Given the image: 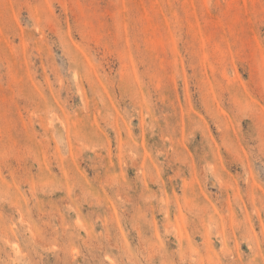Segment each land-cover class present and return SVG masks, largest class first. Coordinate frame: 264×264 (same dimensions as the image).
<instances>
[{
    "label": "rangeland",
    "instance_id": "obj_1",
    "mask_svg": "<svg viewBox=\"0 0 264 264\" xmlns=\"http://www.w3.org/2000/svg\"><path fill=\"white\" fill-rule=\"evenodd\" d=\"M0 264H264V0H0Z\"/></svg>",
    "mask_w": 264,
    "mask_h": 264
}]
</instances>
